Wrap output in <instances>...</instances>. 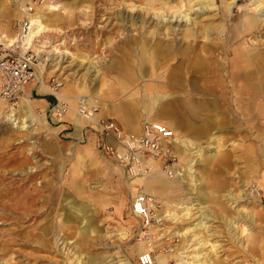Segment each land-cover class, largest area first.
Masks as SVG:
<instances>
[{
    "label": "rangeland",
    "instance_id": "rangeland-1",
    "mask_svg": "<svg viewBox=\"0 0 264 264\" xmlns=\"http://www.w3.org/2000/svg\"><path fill=\"white\" fill-rule=\"evenodd\" d=\"M200 2L207 7L200 9ZM259 3L264 0H0V35L6 40L19 35L21 20L43 12L46 19L30 48L22 40L0 44V52L12 47L32 54L40 81L30 83L35 117L27 128L5 118L13 108L22 119L21 102L0 98L6 105L0 109V264H138L140 246L150 247L145 252L152 253L153 264L161 257L164 264H264V113L256 112L264 110ZM48 4L57 11L45 13ZM174 16H187V22H162ZM245 16L262 23L247 27ZM125 74L131 83L118 97L98 89L104 83L120 88ZM169 74L173 84L166 82L165 93L172 94L174 113H183L179 123L191 126L182 129L183 177L177 182L161 174L163 189L177 187L159 199L139 183L131 185L134 179L103 153L96 120L76 130L65 92L76 94L81 86L102 92L108 106L97 104L101 98L96 104L80 100L97 107L94 117L109 118L123 130L117 111L130 127L142 105H113L128 95L146 98L145 86L164 84ZM53 80L58 92L49 87ZM42 84L51 91L40 92ZM245 88L255 97L263 93L259 104L245 105ZM54 95L68 101L64 118L54 116ZM47 96L52 105H36ZM214 153L222 156L208 158ZM189 160L196 161L192 172ZM138 193L152 197L161 212L151 209L148 226L131 213Z\"/></svg>",
    "mask_w": 264,
    "mask_h": 264
},
{
    "label": "built area",
    "instance_id": "built-area-1",
    "mask_svg": "<svg viewBox=\"0 0 264 264\" xmlns=\"http://www.w3.org/2000/svg\"><path fill=\"white\" fill-rule=\"evenodd\" d=\"M31 13L32 8L25 9ZM29 20H21L19 35H23L28 29ZM5 56L0 59V98L8 102H16L23 95V91L31 82L37 80L36 59L28 52H19L9 47ZM54 92H58L59 83L52 81L49 86ZM54 97H56L54 95ZM31 98V97H30ZM52 108L56 118H64L69 111V106L64 101H59ZM79 101L77 114L84 120L91 122L97 112V107L86 105ZM96 132L100 137V147L103 153L112 158L120 166L128 177L135 178L148 172L150 168L145 165L147 159L152 158L158 161L165 174L172 178L173 167L177 165L176 154L173 149V131L165 124L148 122L143 126L139 137L125 136L123 130L111 120H99L95 124ZM111 139L116 146L108 143ZM152 198L148 195L138 193L131 203V212L140 218L144 226L152 221V211L149 207ZM138 264H153L151 252H143L138 256Z\"/></svg>",
    "mask_w": 264,
    "mask_h": 264
},
{
    "label": "bare ground",
    "instance_id": "bare-ground-1",
    "mask_svg": "<svg viewBox=\"0 0 264 264\" xmlns=\"http://www.w3.org/2000/svg\"><path fill=\"white\" fill-rule=\"evenodd\" d=\"M204 2H205V0H204ZM203 4L205 5V3H201L200 2V3H197V6H199L200 9H201V7L203 6ZM193 5L195 6V4H193ZM230 6L231 5H229V6L227 5L226 6V9L229 10L230 9ZM258 6H259V9L264 12V3H259ZM43 10L45 11V13H53V12H56L57 11V8L55 6H52V5H49L48 4V5H44L43 6ZM190 11H192V10H190ZM43 13H41V14H43ZM41 14L38 13L37 15H35L33 17L32 20H30L29 23L31 25H29L28 30L23 34V36L16 35L15 37H11V38H9V39L6 40L4 38V36L0 35V44H3L5 46H11L12 43L17 42L19 40H22L24 42V46H27V48H30V46H31L30 43L35 38H37L41 33H43V31L46 29L45 25H43V22H42V21H44L46 19H44L43 15H41ZM153 17H157V19H158V16L157 15H154ZM159 17H160V19H163L164 18V16H159ZM181 17H175L174 16V17H172V20L171 21H169V19L164 20V21L161 20V21L162 22H165V23H168V24H171L173 22L175 24H179L181 22H185L186 23L187 21L186 20L184 21L183 19H187V16H183L184 18H181ZM177 18H179V20H177ZM261 21L262 20H260L259 18H256L255 16H251V17L245 16L243 18V20H242V24L243 25H246L247 27H254V26L258 25L259 23L264 22V21H262V22ZM39 53H40V51H39ZM238 58L240 60L239 61L240 64H242L243 66H245V62H244V59L242 58L241 54L238 56ZM39 70H41V69L39 68ZM125 76H126L125 77L126 80L119 82V87H120L119 90L122 93H124L125 90H128L129 89V85L131 83V81H130L131 80L130 75L125 74ZM169 76H170V74H169ZM171 77H172V75H171ZM146 88H147L148 91H151L152 93L155 94L152 97L151 102L153 103V105H156L157 106V118H158L157 120H159L161 122H164V123H167L174 130L175 129L177 130L176 124L177 123L178 124H181L179 122H182V120H181V118L175 116L174 109H173V106H172V102L169 101V98H165V95H162V92H165L166 87L164 85H161V84H151V85L149 84V85L146 86ZM109 89L112 91L111 88H109ZM40 90L41 91H46V92H50L51 91L48 87H46L43 84L40 85ZM111 91H110V94H112L113 96L117 95V93H115L114 91H112V92ZM254 92H255V90H254ZM247 94H249V96H250L251 99H254L255 98L253 91H249L248 90ZM22 97H23V95L19 97V101L21 102L22 107L24 109H26L24 117H22V119H19V118L17 119L15 117L13 108H10L9 113L5 115V118H6V120L8 122H10V124H12V125H14L16 127L20 123L21 124V129H24V128H27L26 123H27L28 119H33L35 116L33 114L32 105H31V103H33V102L30 101L27 98H22ZM58 97H59V99L61 101H64V102H66L68 104V102L65 100V98H62L61 96H58ZM110 99L113 100L114 98H110ZM124 99L129 100V102H130L129 107L132 106V108L138 102L137 98H132V95H128ZM118 102L121 104L124 101H118ZM143 102H144V100H143ZM85 103H87L88 105H92L91 102H85ZM97 104H99V105L105 104V99L101 98L100 101L97 102ZM144 104H145V102H144ZM180 104H182V103H180ZM251 104H254V103H251ZM68 106H69V104H68ZM185 106H188V109L190 111V114L193 115V117H195V119H196V117H197V115H196L197 110L194 108V106L192 104H190L189 102L188 103H185ZM143 107H144V109L142 111V114L146 112L145 109L147 108V105H144ZM2 108L3 109L6 108V105H5L4 101H1L0 100V109H2ZM257 110H258V111H256L257 112V116L263 115V113H264L263 108H259ZM68 117H70L71 120H72V122H74L76 124V129L77 130L79 129V126L81 124H83V121L84 120L81 117H79V115L77 114V110L75 108V104L72 105V108H71V111H70ZM132 119H134V120H132V121H131V119H129V120L131 122H134L135 125H136L139 122L140 117H138V114L137 115L135 114ZM92 121H94V119ZM135 125H132L130 127H128L127 125H125V128H124L125 129V132L126 133H132V134H135V136H137L138 133H139V130H138L137 126H135ZM173 142H174V140H173ZM173 146H174V144H173ZM173 149H174V147H173ZM193 153H195L197 156H200V157L202 156V151L201 150H196ZM221 156H222L221 154L217 153L214 156H211V157H208V158H210V159H213L214 158L215 159V158H218V157H221ZM189 159H191V158H189ZM194 160H189L188 161L189 162V166H188L189 167L188 168V171L189 172H192V167L195 166L196 161L194 162ZM145 165H147L150 168V170L148 172L142 174V176L133 178V179H139L138 181H140L141 185H143V188H144L143 192H147V193H150V194H157L158 192H161V191L162 192L163 191H168L170 193V191L172 192L173 190H175L174 188H176L177 185L171 184L168 188H164V189L159 185V182L161 180H163L164 178H162L154 170L157 169L160 172V174H163L165 177H166V174H165V172L162 171V168H161V166H160V164H159L158 161H155L152 158H149V159H147V161H145ZM181 166L182 165H181V162H180V163H177V165H175L173 167V170H174L173 179H168L167 177L166 178L168 180H174V181H177L178 182V180L183 177V168ZM179 169H182V170L179 171ZM133 179H131V180H133ZM133 182L130 183V184H133ZM172 187H174V188H172ZM149 207L155 211V213H156L157 216L158 215H161V212H158L157 211V206L155 205V201L153 200V198H152V202L150 203ZM184 209L186 211H188V208L187 207H184ZM150 228H152V226ZM149 250H150V247L145 248L144 246H140L137 249V251L139 253H141V252L143 253V252L149 251ZM159 262H160V264H164V262H165L164 257H161ZM77 263L79 264V262H77ZM189 264H191V263H189Z\"/></svg>",
    "mask_w": 264,
    "mask_h": 264
},
{
    "label": "crops",
    "instance_id": "crops-1",
    "mask_svg": "<svg viewBox=\"0 0 264 264\" xmlns=\"http://www.w3.org/2000/svg\"><path fill=\"white\" fill-rule=\"evenodd\" d=\"M14 36V35H13ZM12 36V37H13ZM9 38H11V37H9ZM239 51V50H238ZM239 53V52H238ZM5 56V53L4 52H0V59H2L3 57ZM255 56H257V55H255ZM258 57V56H257ZM259 58V57H258ZM260 59V58H259ZM261 60V59H260ZM264 62V60H261V61H259V63H263ZM246 73H247V71H246V69H243ZM245 73V74H246ZM162 78V77H161ZM165 78V83L164 84H161V83H158V84H161V85H164L166 88H167V83L166 82H169L170 84H173V82H172V77H171V75L169 76V75H167V77H163L162 78V80ZM149 85V84H148ZM147 86V85H146ZM146 86H145V88H146ZM102 88H111L112 89V91H114L115 93H117V94H121L122 92H120V90H119V88H116V87H113V86H109L108 87V85L106 84V83H104V85H100L99 86V88L98 89H102ZM246 89V88H245ZM145 90V89H144ZM259 90V89H258ZM35 91V87L33 86V85H28V86H26V89L24 90V92H23V95L25 94V92L28 94V96H25V97H23V98H27V99H29L30 101H32L33 102V99H30L29 97H31L32 98V94H33V92ZM146 91H147V96H146V98L145 97H141V98H137V100H138V102H137V104L135 105V106H139V105H142V111H143V109H144V105H147V108L145 109V113H143L142 114V111H141V113L140 114H138V117H140V125H141V129H140V132L138 133V135L137 136H135V134H132V133H126L125 132V129H123V132H124V134H125V136H129V137H133V138H136V137H139L140 135H141V133H142V130H143V128H142V124H143V122L141 123V121H146V122H156V123H161V124H165V125H167L172 131H173V134H174V150H175V152L177 153V155H178V157H179V160L181 159V156H182V154L184 153L183 151V148H181L180 147V144H185V142H184V139H183V132H182V129L183 128H186L187 126L188 127H190L191 126V124H188V123H186V124H183V123H181V124H176V127H177V130L175 129H173L170 125H168L167 123H164V122H161V121H159V120H157L158 118H157V110L155 109V106L153 105V103L151 102V99H152V97L155 95L154 93H152L151 91H148L147 90V88H146ZM40 92H41V90H40ZM65 92V91H64ZM136 92H137V90H136ZM247 89L245 90V97H244V103H245V105H248V107L249 106H251V107H253L254 106V104H259V102H258V97L259 96H261V95H263V93H261V94H258L254 99H251L250 98V96H249V94H247ZM66 93V95H67V97L69 98V102L70 103H72V104H74L75 103V107H77V104H78V102L79 101H81L80 100V98H83V99H88V100H92V101H94V100H98V99H100L101 98V96H102V92L99 94V95H95V90L94 91H91V90H89L88 88H86V86H81V87H78V89L76 90V94L74 93V94H68L67 92H65ZM90 93H92V95H90ZM26 94V95H27ZM162 95H165V98H169V100H171L170 98L172 97V94H167V93H165V92H162ZM264 96V95H263ZM117 97H118V95H117ZM149 97V98H148ZM144 100V102H145V104H144V102H143V100ZM149 99V100H148ZM66 100V99H65ZM107 100V99H106ZM250 100V101H249ZM67 101V100H66ZM96 101H94V104H96L95 102ZM107 101H109V99L107 100ZM121 101H124L123 103H121V104H117V105H113V106H116V107H120V105L121 106H129V104H130V102H129V100H126V99H122ZM149 101V102H148ZM68 102V101H67ZM172 102V101H171ZM54 103V99L52 98V97H50V96H47V97H44L43 99H40V101H36V105H38V106H41V107H47V106H49V105H52ZM151 103L152 104V106H151V104L149 105V104ZM251 103H254V104H251ZM31 105H32V110H34L35 109V105H34V103H31ZM109 105V103L107 104V105H101V106H108ZM119 105V106H118ZM21 106H22V104H21ZM259 106V105H258ZM134 107V106H133ZM23 108V107H22ZM174 109V108H173ZM25 111H26V109H25ZM118 113H116L117 114V118H118V120L120 121H123L124 122V128H125V125L126 124H129V123H127V116H125V113L123 112V111H121V110H118L117 111ZM67 115V114H66ZM96 115V114H95ZM175 116L176 117H179V118H181V120H184V116H183V113H175ZM95 119L94 120H96V121H99V120H103V119H98L99 117L98 116H96V117H94ZM104 120H110L109 118H105ZM111 121H113V120H111ZM73 124H74V126H75V128H76V124L73 122ZM85 125H87V121H83V124H81L80 126H79V129H78V131L83 127V126H85ZM191 128H193V127H191ZM77 130V129H76ZM193 130L195 131V128H193ZM198 129H196V131H197ZM195 131V132H196ZM200 131V130H199ZM108 143L109 144H112L113 146H116L115 144H114V142L111 140V139H109L108 140ZM186 145V144H185ZM90 155H91V153H89ZM92 157H94L93 155H91ZM181 162V161H180ZM182 163V162H181ZM154 171H156L162 178H163V176L160 174V172L157 170V169H155ZM165 179V178H164ZM139 179H134V182H133V184H131V185H134V186H138V185H136V183H139L140 185H141V183H140V181H138ZM133 186V187H134ZM141 187L143 188V185H141ZM143 190H144V188H143ZM145 193H147V192H145ZM170 193H171V191H170ZM168 191H161V192H158L157 194H150V193H148L149 195H152V196H154V197H157V198H162L163 196H166V195H169L170 194ZM170 197V196H169ZM132 213V212H131Z\"/></svg>",
    "mask_w": 264,
    "mask_h": 264
}]
</instances>
